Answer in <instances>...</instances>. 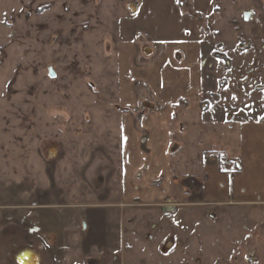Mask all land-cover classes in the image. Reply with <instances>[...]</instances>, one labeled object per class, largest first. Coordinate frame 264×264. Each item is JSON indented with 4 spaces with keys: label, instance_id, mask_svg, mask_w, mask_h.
Returning <instances> with one entry per match:
<instances>
[{
    "label": "rangeland",
    "instance_id": "rangeland-1",
    "mask_svg": "<svg viewBox=\"0 0 264 264\" xmlns=\"http://www.w3.org/2000/svg\"><path fill=\"white\" fill-rule=\"evenodd\" d=\"M143 1L0 0V264H16L31 245L39 264H248L252 250L264 258L250 209L176 207L172 198L158 208L137 189L124 205L116 53L123 22ZM214 9L213 40L224 43L215 52L234 65L217 59L211 76L218 124L264 98L250 92L264 86V0H214ZM202 102H189L196 115ZM194 129L184 123L185 138L173 140L184 156ZM209 138L216 143V132Z\"/></svg>",
    "mask_w": 264,
    "mask_h": 264
},
{
    "label": "crops",
    "instance_id": "crops-1",
    "mask_svg": "<svg viewBox=\"0 0 264 264\" xmlns=\"http://www.w3.org/2000/svg\"><path fill=\"white\" fill-rule=\"evenodd\" d=\"M182 2L144 0L120 29L123 45L116 53L119 84L114 115L122 131L124 205L130 206L137 194L142 204L154 207L172 198L180 199L171 201L176 207L250 209L256 216L249 213L247 218L253 228H263L259 242L264 244V109L258 110L264 107V98L254 95L258 106L244 104L237 112L222 115L218 124L213 122L209 114L222 99L210 98L215 94L213 53L216 46L220 52L224 49L221 40L217 44L213 40L218 14L214 0H188L191 12L184 11ZM129 65L135 69L130 71ZM256 91L263 94L264 86L250 89ZM198 100L209 101L210 107L196 115L189 102ZM184 123L196 128L187 156L179 153L181 145L173 144L184 137ZM213 131L216 143L209 138ZM224 153H232L242 164L233 177L217 167L216 158ZM155 183L160 185L151 188ZM232 212L225 217L237 218ZM257 264H264V258Z\"/></svg>",
    "mask_w": 264,
    "mask_h": 264
},
{
    "label": "built area",
    "instance_id": "built-area-1",
    "mask_svg": "<svg viewBox=\"0 0 264 264\" xmlns=\"http://www.w3.org/2000/svg\"><path fill=\"white\" fill-rule=\"evenodd\" d=\"M217 167L219 170L228 175L229 177H233L240 173L242 170V164L238 158L231 156L230 154H222L216 158ZM245 263L248 264H257L258 258L255 251L250 252L244 259Z\"/></svg>",
    "mask_w": 264,
    "mask_h": 264
},
{
    "label": "flooded vegetation",
    "instance_id": "flooded-vegetation-1",
    "mask_svg": "<svg viewBox=\"0 0 264 264\" xmlns=\"http://www.w3.org/2000/svg\"><path fill=\"white\" fill-rule=\"evenodd\" d=\"M34 247L35 245H31L29 248L18 252V254H14V262L16 264H39L40 260L38 254L32 250ZM12 248L15 250V245H13Z\"/></svg>",
    "mask_w": 264,
    "mask_h": 264
},
{
    "label": "trees",
    "instance_id": "trees-1",
    "mask_svg": "<svg viewBox=\"0 0 264 264\" xmlns=\"http://www.w3.org/2000/svg\"><path fill=\"white\" fill-rule=\"evenodd\" d=\"M183 2L182 7L184 6V0H182ZM213 56L218 59V60H222L224 61L225 65H226V69L230 70L232 68V61L230 60V58L228 56H226L225 54L219 53V52H214ZM211 99L213 100H218V96L216 94H211L210 95ZM182 105H186V103L184 102ZM202 106V110H208L210 107V103L208 101H205L201 104Z\"/></svg>",
    "mask_w": 264,
    "mask_h": 264
},
{
    "label": "water",
    "instance_id": "water-1",
    "mask_svg": "<svg viewBox=\"0 0 264 264\" xmlns=\"http://www.w3.org/2000/svg\"><path fill=\"white\" fill-rule=\"evenodd\" d=\"M133 12H136V8L134 7L133 8ZM253 12H248V13H246L245 15H244V21L245 22H250L252 19H253ZM50 77L51 78H55L56 77V75H55V73H54V71L51 69V71H50Z\"/></svg>",
    "mask_w": 264,
    "mask_h": 264
},
{
    "label": "snow or ice",
    "instance_id": "snow-or-ice-1",
    "mask_svg": "<svg viewBox=\"0 0 264 264\" xmlns=\"http://www.w3.org/2000/svg\"><path fill=\"white\" fill-rule=\"evenodd\" d=\"M235 98V97H234Z\"/></svg>",
    "mask_w": 264,
    "mask_h": 264
}]
</instances>
